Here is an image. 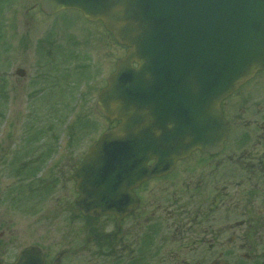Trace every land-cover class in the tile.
Segmentation results:
<instances>
[{"label":"water","instance_id":"water-1","mask_svg":"<svg viewBox=\"0 0 264 264\" xmlns=\"http://www.w3.org/2000/svg\"><path fill=\"white\" fill-rule=\"evenodd\" d=\"M40 3L49 14L78 9L102 20L128 47L98 102L120 123L75 173L77 206L85 215L121 217L136 206L131 189L140 182L168 172L197 148L219 150L229 132L221 102L264 69V0ZM62 254L50 264H60ZM14 264L45 263L31 246Z\"/></svg>","mask_w":264,"mask_h":264},{"label":"flooded vegetation","instance_id":"flooded-vegetation-1","mask_svg":"<svg viewBox=\"0 0 264 264\" xmlns=\"http://www.w3.org/2000/svg\"><path fill=\"white\" fill-rule=\"evenodd\" d=\"M37 8L36 22L33 0H0V101L3 93L16 94L20 81L27 90L33 87L38 26L44 33L35 52L41 55L57 48L62 59H79L73 48L80 36L66 34L74 25L89 33L91 42H104L110 50L114 45L99 21L78 12L94 28L68 25L62 12L49 15L40 4ZM222 108L231 125L224 148L195 150L169 172L135 187L138 206L120 221L108 215L77 228L88 236L75 255L93 252L106 264H264V70Z\"/></svg>","mask_w":264,"mask_h":264},{"label":"rangeland","instance_id":"rangeland-1","mask_svg":"<svg viewBox=\"0 0 264 264\" xmlns=\"http://www.w3.org/2000/svg\"><path fill=\"white\" fill-rule=\"evenodd\" d=\"M33 3L37 22L38 0ZM60 16L68 25L94 28L76 10ZM51 23L41 22L44 27ZM43 33L40 26L34 30L33 87L27 90L20 81L17 93L12 97L3 93L0 101V256L8 262L31 245L41 247L49 262L61 249H75L86 241L88 235L77 229L88 221L75 208L73 173L90 145L113 126L99 113L96 101L125 54L115 39L112 50L107 49L74 25L66 34L80 36L73 48L79 59L64 60L57 48L41 55L35 50ZM62 260V264H106L93 252L65 255Z\"/></svg>","mask_w":264,"mask_h":264}]
</instances>
